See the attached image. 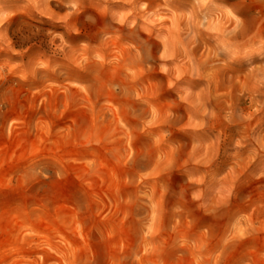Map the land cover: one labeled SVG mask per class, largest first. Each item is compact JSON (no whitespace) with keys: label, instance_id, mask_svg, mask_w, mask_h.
<instances>
[{"label":"rangeland","instance_id":"rangeland-1","mask_svg":"<svg viewBox=\"0 0 264 264\" xmlns=\"http://www.w3.org/2000/svg\"><path fill=\"white\" fill-rule=\"evenodd\" d=\"M197 1L15 0L0 264H264V0ZM104 11L153 35L155 69L94 39Z\"/></svg>","mask_w":264,"mask_h":264},{"label":"bare ground","instance_id":"bare-ground-1","mask_svg":"<svg viewBox=\"0 0 264 264\" xmlns=\"http://www.w3.org/2000/svg\"><path fill=\"white\" fill-rule=\"evenodd\" d=\"M72 1L73 0H33L32 4L34 6V9L38 10L39 12L40 8L44 6L54 5L56 7H62L64 2L68 4ZM72 9L76 15L79 13V9L77 8V5L75 3L74 6H72ZM21 12L27 14V16L35 17L34 11H32L31 9H20V11L15 12V0H0V38L7 32L11 24L15 21V16H21ZM199 12L201 14L205 13V7L203 6L200 0L197 1V7L194 8L192 16L198 17ZM86 13L87 12L83 13V15H86ZM81 14H78V17H81ZM207 15V13L204 14V20H206ZM100 16L102 17L104 28L101 31L98 30L96 35H92L95 36L94 39H100L101 43H106L107 40H110L109 37H106L108 35L119 37V39L123 42L124 45V48L122 50L124 51V54L129 58L128 63L136 64L137 66L142 67V69L152 70L156 68L155 64L159 62V56L157 50L153 49V47L155 44H157V42L153 38V35L149 34V31L148 33L144 32V29L141 27L139 22H133L132 24H128L129 22L124 17L121 18L118 23H116L114 16L109 15V13L106 11L102 12ZM237 23L238 22H236V24ZM201 25L203 26V28L206 26L203 23L200 24L195 22L194 19L192 20L191 32L193 33V35L190 36L189 42L197 43V45H200V43L204 44L203 37L206 36L209 39L216 38L214 42L217 46L219 44L222 45V39L218 34L219 31H217V29L211 37L210 35H206V32L202 27L200 28ZM235 33H237L236 30ZM160 36L161 33L157 37ZM237 37L234 40L236 42ZM52 42L54 44L56 43L55 40H52ZM57 48L60 49V45H57ZM224 48L230 52L226 45L224 46ZM1 49H3V46L0 43V50ZM236 49H238L237 43L232 44L231 51H235ZM61 52L66 53V51L63 49L61 50ZM99 65L102 64L100 63ZM125 71L126 69L124 70V72ZM124 74L127 81L130 76H128L127 73ZM126 86H123V89H125Z\"/></svg>","mask_w":264,"mask_h":264}]
</instances>
